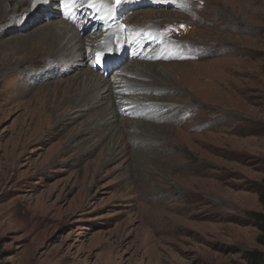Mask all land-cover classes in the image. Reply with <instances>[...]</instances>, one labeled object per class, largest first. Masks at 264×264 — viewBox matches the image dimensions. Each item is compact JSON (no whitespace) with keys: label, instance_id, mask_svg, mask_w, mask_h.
I'll list each match as a JSON object with an SVG mask.
<instances>
[{"label":"rangeland","instance_id":"1","mask_svg":"<svg viewBox=\"0 0 264 264\" xmlns=\"http://www.w3.org/2000/svg\"><path fill=\"white\" fill-rule=\"evenodd\" d=\"M100 1L141 6L116 10L112 23L125 30L121 46L135 34L156 44L148 59L115 54L114 70L86 46L84 66L53 61L33 79L32 62L47 58L33 41L49 22H0V264H251L249 253H264L253 219L264 178V0ZM79 16L81 40L104 35ZM163 41L167 55L151 60ZM130 61L162 72L138 78ZM89 70L110 95L57 124ZM118 78L161 89L122 93ZM140 95L177 111L123 108L97 123L116 99L120 108Z\"/></svg>","mask_w":264,"mask_h":264},{"label":"bare ground","instance_id":"2","mask_svg":"<svg viewBox=\"0 0 264 264\" xmlns=\"http://www.w3.org/2000/svg\"><path fill=\"white\" fill-rule=\"evenodd\" d=\"M124 1L132 2L131 3L132 5L136 3L134 0H122V2ZM55 2H58L59 4L58 7L54 5ZM80 2H82V0H59V1L58 0H0V22H16L14 26L19 25V22H36V23L45 22V21L49 22L48 24H45L44 27L40 28L41 30L40 35L35 37L33 41V45L37 49L36 52H40L43 54L45 53L47 58L44 60L42 67L40 69H37L38 64L35 65V62H32V66L36 70H33L30 73H25L27 74L26 75L27 77L37 79V77H40L39 74L45 73L48 70V68L56 64L53 61H57L58 64L65 60L79 61L80 63H78L76 66H84L87 61L86 60L87 56L85 53L86 46L91 47V49L94 51L92 52L93 55L97 54L95 52L97 51L98 56L102 57L105 63H107V61H110V63H112L110 68L114 70L116 68H119L116 66V62L117 60L121 59L120 57H115L117 54H120V56L123 57L124 60L125 59L133 60L135 57L148 59V55H147L148 52L145 49L154 48L156 44L143 43L142 39L139 38V34L138 35L135 34L131 37L129 36V38L125 37L127 39H125L124 45L123 46L120 45L121 43H123L121 35L122 33L125 32V30L119 31L117 27L114 26V24L112 23L116 21V10H117V7L114 6L112 2L109 3V1H105V3H103V1L100 0H86L83 6L81 7V9H79V11L76 12V14H73L72 17H69V15L67 14L63 15V12L66 13L70 8H72V6L76 4L79 5ZM162 4H164V2H162L161 5ZM138 7L141 6H137L136 3L135 7L132 8L130 7L128 9L126 8L119 9L120 10L119 16L123 15L125 12H129ZM81 14H88L89 16L88 30L90 32H93L99 28L105 30L104 35L94 37V38H99L98 43H96L95 40H93L94 38H92V36H89L86 39L81 40L80 34L76 28L77 25L79 24V17H80L79 15ZM58 16H60L62 19H60ZM98 16H102V18L100 19ZM147 16H151V15H147ZM165 16L166 15L164 13H162L159 16H154L151 22L159 18H164ZM55 19L57 20L59 19V21H53ZM148 42H152V41H148ZM39 46L41 47V50ZM125 46L133 47V49L130 51L129 54L127 53V51L125 52V50L122 49V47ZM137 46L142 47L140 52H137L136 50L138 49L136 48ZM161 46L162 47H159L158 50L155 51L154 55H151L150 57L151 60L162 59L163 56L167 55V52L169 50L166 49L167 45L166 43H164V41ZM150 63L139 64L138 61H130L128 63V67H130L131 69H135L130 73L132 74L134 73V75L138 78L153 79L154 73L157 72V74L158 73L160 74L162 70L158 68L151 69L150 66L152 65L156 66L159 63L157 62L151 63L152 65ZM135 65H137V67ZM106 82L107 80L103 77V75L98 76L96 74L91 73L90 70L89 73H85L83 91H81L79 95L77 94L76 96H73V98L68 103H66L65 106L66 108L62 109L63 117L62 119L60 118L59 120H57L56 123L58 124L59 122L62 121L69 122L79 118L80 115L78 114V108L80 105L85 106L84 110L86 109L89 110L93 106H95L93 105L92 101L94 100L100 101L106 98L108 95H110L111 89L105 85ZM118 82L119 83L116 87V90L122 93L130 92V91H133L134 93L136 92L142 93V91L144 90L153 91L154 90L153 88H155V91H160L161 89V87L158 84L157 85L159 87L158 88L156 87L154 81L150 85V84H143L141 82L130 81L127 78H118ZM163 84L166 87H169L168 83H163ZM150 86H152L153 88H150ZM119 98H122V100H124L123 97H119ZM147 102H149V100L146 99L144 96L140 95L138 96V101H132L126 104L125 102H123L124 103L123 106H120V108H116L117 104L122 103L121 99H116L114 101L115 107L114 108L111 107L107 109L105 113L106 117L105 118L103 117L102 119L101 118L98 119L97 123L99 124L109 123L114 121L117 115L121 113V109L123 108H126L124 110V112L126 111L125 113L128 112L129 114H135V115L140 114V110H144L147 107L149 108L153 107L154 108L153 110H156V112L160 110L163 111L166 110V114H169L171 112L175 113L177 111L176 107L169 108L171 106L163 105L160 103L147 104ZM137 108L140 109L138 110ZM166 114H162L161 116L164 117V115ZM42 134L43 135L46 134V131L42 132L41 135ZM105 264H116V263L108 262Z\"/></svg>","mask_w":264,"mask_h":264},{"label":"trees","instance_id":"3","mask_svg":"<svg viewBox=\"0 0 264 264\" xmlns=\"http://www.w3.org/2000/svg\"><path fill=\"white\" fill-rule=\"evenodd\" d=\"M257 197L258 202L262 207V211L254 213L253 219L258 225L259 230L264 234V178L262 179V188L257 193ZM257 243L264 247V235L258 236ZM249 259L251 260V264H259L262 260H264V253L255 251L251 252L249 253Z\"/></svg>","mask_w":264,"mask_h":264},{"label":"snow or ice","instance_id":"4","mask_svg":"<svg viewBox=\"0 0 264 264\" xmlns=\"http://www.w3.org/2000/svg\"><path fill=\"white\" fill-rule=\"evenodd\" d=\"M117 3H119V0H117Z\"/></svg>","mask_w":264,"mask_h":264}]
</instances>
